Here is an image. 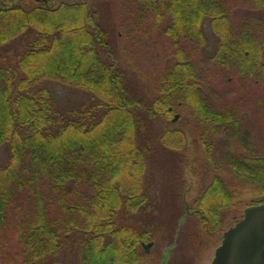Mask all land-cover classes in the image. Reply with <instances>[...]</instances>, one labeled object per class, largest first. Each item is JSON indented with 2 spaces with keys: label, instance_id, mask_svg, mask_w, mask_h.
<instances>
[{
  "label": "trees",
  "instance_id": "1",
  "mask_svg": "<svg viewBox=\"0 0 264 264\" xmlns=\"http://www.w3.org/2000/svg\"><path fill=\"white\" fill-rule=\"evenodd\" d=\"M242 1L264 12L263 0ZM122 4L115 28L106 0H0V264H143L148 234L119 221L151 227L158 184L187 202L190 146L214 173L178 218L195 221L193 239L264 202V144L253 147L243 110L264 107L251 97L264 86V18L235 20L231 0ZM145 35L171 43L148 98L118 45ZM52 82L90 103L62 108Z\"/></svg>",
  "mask_w": 264,
  "mask_h": 264
},
{
  "label": "rangeland",
  "instance_id": "2",
  "mask_svg": "<svg viewBox=\"0 0 264 264\" xmlns=\"http://www.w3.org/2000/svg\"><path fill=\"white\" fill-rule=\"evenodd\" d=\"M232 11L235 20L251 19L253 15H260L264 18V12L262 10H256V8L249 1L231 0ZM264 3V0H263ZM105 19L111 24V27H118L122 22V18L125 16L122 0H106ZM210 44L207 51L204 52L208 55L213 47L216 46V39L213 33L210 31ZM141 37V36H139ZM142 43H134L129 39H122L118 42L121 53L125 54L127 64L131 66V70L134 73V78L137 80L138 90L140 94L145 98L151 96L153 91V76L155 75L156 63L154 61L156 56L161 59L165 56V50L168 42V37L161 38L162 46H158L153 43L147 35L142 36ZM169 44H171L169 42ZM252 90L251 97L254 100L263 99L264 101V86L257 85ZM258 87V88H257ZM51 88L53 94L57 98L59 105L64 109L72 107H81L83 104L90 103V94L82 91L78 88H73L61 83L52 82ZM260 109V110H257ZM245 116L250 120V131L252 134V142L254 148H260L264 144V107H245ZM257 110V111H256ZM191 145V144H190ZM187 154L191 155L194 170L188 172L187 175L191 177L192 188L185 196L187 202H192L193 199L199 196L201 192V185L208 184L214 177V173L209 166V160L203 150L194 152L193 146H190L187 150ZM6 158L5 147H0V163H3ZM205 164H207L208 169ZM203 168V169H202ZM205 170L203 178L195 175V170ZM209 170L211 172H209ZM189 181V182H190ZM154 189L153 198L155 200V208H153L147 217L152 218L150 223L151 227L148 229L146 221L138 219H130L123 217L119 222L126 227H132L130 231H137V233H147L148 236H152L155 241L154 246L149 252L144 250V262L146 264H210L214 257L217 247L221 244L222 235L227 227L234 225V221H228L226 224L220 227L219 231L213 234H206L205 230L201 227L198 229L199 235L193 239L192 236L196 232L192 227L191 221L187 226L182 227V221H178V218L186 213L184 202L177 205V202L167 199L164 196V192L160 188L159 184ZM156 198V199H155ZM261 197H253L250 199H260ZM194 216H189L187 220L194 219ZM186 220V221H187ZM186 225V222H185ZM147 230V231H146ZM132 231V232H133ZM144 239V238H143ZM151 239V240H152ZM193 239V240H192ZM15 244V242H14ZM149 262V263H148ZM161 262V263H160ZM3 264V263H2Z\"/></svg>",
  "mask_w": 264,
  "mask_h": 264
},
{
  "label": "water",
  "instance_id": "3",
  "mask_svg": "<svg viewBox=\"0 0 264 264\" xmlns=\"http://www.w3.org/2000/svg\"><path fill=\"white\" fill-rule=\"evenodd\" d=\"M210 264H264V202L247 206L224 231Z\"/></svg>",
  "mask_w": 264,
  "mask_h": 264
},
{
  "label": "flooded vegetation",
  "instance_id": "4",
  "mask_svg": "<svg viewBox=\"0 0 264 264\" xmlns=\"http://www.w3.org/2000/svg\"><path fill=\"white\" fill-rule=\"evenodd\" d=\"M177 118H179L178 117V115L177 114H175V116L173 117V119L175 120V119H177ZM184 205H185V210L188 212V214H191L192 212H191V207H190V205L187 203V202H184ZM223 236V235H222ZM152 236H147L146 238H144V239H142L141 240V242H140V245H141V247H144V250L146 251V252H149L150 250H151V248L154 246V240L152 239ZM149 263V262H148ZM161 263V262H160ZM143 264H146V262L145 263H143ZM150 264V263H149Z\"/></svg>",
  "mask_w": 264,
  "mask_h": 264
}]
</instances>
